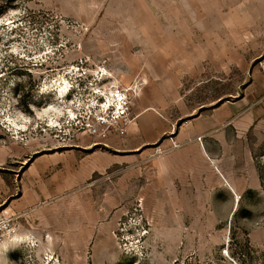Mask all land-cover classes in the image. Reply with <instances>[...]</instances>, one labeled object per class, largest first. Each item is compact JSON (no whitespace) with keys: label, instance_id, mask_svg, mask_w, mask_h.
Wrapping results in <instances>:
<instances>
[{"label":"rangeland","instance_id":"obj_1","mask_svg":"<svg viewBox=\"0 0 264 264\" xmlns=\"http://www.w3.org/2000/svg\"><path fill=\"white\" fill-rule=\"evenodd\" d=\"M263 59L264 0H0V264H264L263 114L244 192L152 188L150 166Z\"/></svg>","mask_w":264,"mask_h":264},{"label":"crops","instance_id":"obj_2","mask_svg":"<svg viewBox=\"0 0 264 264\" xmlns=\"http://www.w3.org/2000/svg\"><path fill=\"white\" fill-rule=\"evenodd\" d=\"M246 90L240 100L224 102L210 115L198 118L193 126L201 129L196 137L203 135L204 141L189 137L180 149L152 158V188L212 186L218 180L232 193L252 187L251 173L240 175L239 171L248 161L243 150L244 135L264 115V71L259 65L251 69ZM226 126L231 129L221 132ZM148 143L142 141L129 147L135 149ZM249 156L252 158L250 153Z\"/></svg>","mask_w":264,"mask_h":264},{"label":"built area","instance_id":"obj_3","mask_svg":"<svg viewBox=\"0 0 264 264\" xmlns=\"http://www.w3.org/2000/svg\"><path fill=\"white\" fill-rule=\"evenodd\" d=\"M260 68L264 71V62L261 61L259 63ZM120 93V92H119ZM121 97L117 98V102H119L118 105H112L107 108L106 112L104 114H100L97 116L96 120L100 121L101 123H107L110 118H120L123 116H126L128 114L129 108H128V101L124 93L120 94ZM90 116H93V114H90L86 117V119L82 120L81 126L87 128H93L90 122H88L91 119ZM84 121V122H83ZM93 130H95L93 128ZM199 141H201V137L199 138ZM158 154L164 153V151H161L160 149H157L156 151ZM13 218L8 216L7 214H0V249L2 248L5 239L11 235L14 234V225L12 224Z\"/></svg>","mask_w":264,"mask_h":264},{"label":"bare ground","instance_id":"obj_4","mask_svg":"<svg viewBox=\"0 0 264 264\" xmlns=\"http://www.w3.org/2000/svg\"><path fill=\"white\" fill-rule=\"evenodd\" d=\"M58 90V89H57ZM68 90H69V87H68V85L67 84H65V85H62V86H60V88H59V90H58V92H59V95H60V97H65L66 95H68L67 93H68ZM57 92V93H58ZM117 105L119 104L117 101L115 102ZM115 103H110L109 105L107 104V102L105 103L107 106H111V105H113V104H115ZM115 104V105H116ZM69 115H71V114H69ZM74 118V117H73ZM48 122V127L49 128H57V127H59V124H58V122L56 121V120H54V119H51L50 118V120H48L47 121ZM16 126V125H15ZM26 126V125H25ZM25 126H17V129H20V130H25Z\"/></svg>","mask_w":264,"mask_h":264}]
</instances>
